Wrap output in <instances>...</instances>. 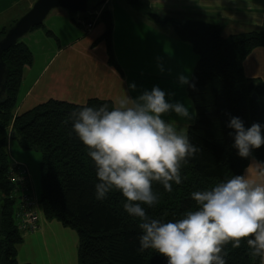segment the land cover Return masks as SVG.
I'll use <instances>...</instances> for the list:
<instances>
[{
	"label": "trees",
	"instance_id": "16d2710c",
	"mask_svg": "<svg viewBox=\"0 0 264 264\" xmlns=\"http://www.w3.org/2000/svg\"><path fill=\"white\" fill-rule=\"evenodd\" d=\"M150 15L163 25L171 22L178 38L190 43L198 58L189 80L195 84V90L188 86L196 118L187 134L201 151L182 164L183 182L173 183L171 192L153 182L159 202L151 208L143 206L151 217L167 222L197 210L191 193L210 190L234 175H244L249 166L252 158L238 155L229 135L233 130L227 124L230 117H239L245 128L254 122L264 126V83L247 78L243 71L247 55L257 47H264V28L225 35L220 23L200 19L161 20L156 13ZM100 20L105 26L103 38L109 62L114 65L110 12L102 10ZM47 33L52 35L51 31ZM3 60L9 72L6 88L0 94V264H31L18 260L23 233L17 226V186L8 179L12 140L26 150L41 152L39 201L46 219L57 220L77 231L78 264H167L166 258L155 250H139V221L125 212V198L119 191H111L102 201L95 198L96 168L88 149L73 131L69 116L85 105L98 107L107 103L111 109L113 102L90 98L76 104L52 98L17 114L23 71L33 63V54L19 40L3 52ZM252 156L264 161V146L253 149ZM224 250L228 252L227 264H260L258 257L250 256L245 241L240 248L229 243Z\"/></svg>",
	"mask_w": 264,
	"mask_h": 264
},
{
	"label": "clouds",
	"instance_id": "9594fccd",
	"mask_svg": "<svg viewBox=\"0 0 264 264\" xmlns=\"http://www.w3.org/2000/svg\"><path fill=\"white\" fill-rule=\"evenodd\" d=\"M178 83L195 90V84L183 74ZM129 88L135 90V83ZM170 96L174 93L154 86L135 98L126 93L111 109L105 103L85 105L70 113L73 131L96 168L95 198L102 201L111 191H119L125 198V212L139 221V250H155L167 264H227L224 246L230 243L240 248L242 241L250 256L264 264V161L252 156L253 149L264 146V126L259 123L245 128L239 117H230L227 127L233 130L229 132L233 147L253 163L244 175L191 193L197 210L176 221L162 222L143 207L159 202L153 182L171 192L173 183L183 182L182 164L201 151L186 132L163 118L174 113L190 122L196 116L184 103L168 99Z\"/></svg>",
	"mask_w": 264,
	"mask_h": 264
},
{
	"label": "crops",
	"instance_id": "0c3cea01",
	"mask_svg": "<svg viewBox=\"0 0 264 264\" xmlns=\"http://www.w3.org/2000/svg\"><path fill=\"white\" fill-rule=\"evenodd\" d=\"M107 1L105 0L99 9L108 10L106 8ZM34 2L35 0H0V38L4 35V30H8L31 8ZM134 2L139 3L136 19H145L149 26L153 23V26L148 28L155 31L158 43L163 47H165L164 37L172 39L176 48H180V44L185 41L178 38L171 22L163 25L157 22L150 15L151 13H156L161 20L169 18L177 21L200 19L211 23H220L224 27L225 35L244 33L254 28H264V0H135ZM59 12L60 14L57 16L59 20L61 19V24L55 23V29L47 30L41 28V25L33 28L20 39L31 50L33 63L26 66L23 71L18 91L17 114L52 98L77 104H80L79 102L83 104L90 98L107 99L114 102L121 95L117 91V85L123 83L124 80L128 81L127 70L123 66L125 57L134 52L138 60L133 68L148 67L145 64V59L138 57L139 51H136V44L130 41L131 48L127 49L123 46L124 42L119 40L116 16L111 34V49L114 59V65H112L108 58L107 42L103 38L104 24L103 26L95 24L90 32H85L81 24L73 22V19L70 20L66 16V12ZM170 30H173V38L168 37L171 35ZM47 31H51L52 35ZM54 35L55 37L57 35L61 42L59 47L50 40ZM145 37V41L141 43L143 46L147 43L148 34ZM40 40L44 41L45 45L38 43ZM190 47L193 51L192 46ZM148 48L156 50L155 46L151 44L148 45ZM77 53L78 64H75L74 55ZM63 54L64 56L61 57ZM83 58L85 59L79 63ZM243 71L247 78L259 79L264 83V47H257L247 55L243 61ZM145 75L146 77L152 76L146 72ZM46 76H48V80L42 81ZM143 76L144 74H141V77ZM59 82H63V86L59 85L58 87H61L65 92L64 96L52 93ZM71 91L73 93H69ZM252 163L251 159L246 170ZM39 209L42 213H39L40 229L34 233H23V243L18 248V260L30 263L32 254H35L36 250H41L45 251V255L49 257L48 264H76L71 250L74 245L77 252L76 238L78 237L72 231L74 229L65 227L55 220L44 218L42 206L41 208L37 207L38 212H40ZM59 233L64 236L66 242ZM48 237L53 242L52 246H49ZM58 255H62V257L58 258L57 262Z\"/></svg>",
	"mask_w": 264,
	"mask_h": 264
},
{
	"label": "rangeland",
	"instance_id": "374dc122",
	"mask_svg": "<svg viewBox=\"0 0 264 264\" xmlns=\"http://www.w3.org/2000/svg\"><path fill=\"white\" fill-rule=\"evenodd\" d=\"M104 1L105 0H88L89 11L91 12L99 9L94 6L102 5L104 4ZM137 2H134L133 0H108L106 3V8L111 14L112 24L114 23L115 16L117 18V35L119 40L124 42L123 46L126 47L127 49H130L131 48L130 41L131 43L133 42L134 44H136L135 45L137 49L136 51H139L138 57L141 59H145V64L148 65V67L145 66V68H140V69L133 68V66L138 60L135 53L132 52L129 54V56L125 57V59L123 60V66L127 70L126 78L128 79V81L126 80L127 81L126 82L124 80L123 83L117 85V91H119V94H121L117 97V99L124 96L126 93L130 97L135 98L138 95H140L144 90L150 91L154 86H159L166 93H174V96H170L168 97V99L180 101L189 108L190 112H192L193 110L195 111L193 102L188 94V85L185 84L181 86L178 83V76L183 74L187 76L189 80L191 79L195 66L197 64V59H198L197 55L194 53V51H192L190 47L191 46L190 43L183 42L180 44V48H176V46L173 44L172 39H169L167 37H164L163 40L165 47L161 46L158 43V37L157 34H155V31L148 28L150 26H153V23L149 26L145 19H136L139 9V3ZM59 11L66 12L67 14L66 16L69 17L70 20L73 19L74 20L73 22H77L78 16L81 17L84 15L80 13H69L64 9L56 8L50 12V14L45 19L41 28L52 30L55 29L56 27L55 23L61 24L60 22L61 19L59 20L57 16L58 14H60ZM96 24H98L99 26L100 25L103 26L104 23L100 19H98ZM159 25L163 26L161 24ZM50 27L52 28L50 29ZM5 31L7 30H4V33H6ZM172 32L173 30H170L171 35L168 37L173 38L174 33ZM146 34H148V39L146 45L143 46L141 43L145 41ZM50 40L51 42L54 43V45L58 47L59 45H61V42L59 38H57V35L56 37L54 35L53 39ZM38 43L45 45V42L42 40L38 41ZM149 44L155 46L156 50H150L148 48ZM141 50L145 51L146 53L142 52ZM63 56L64 54L61 57ZM90 58L91 57L89 56V60ZM84 59L85 58L80 60L79 63H81ZM74 60H75V64H78V53L74 55ZM161 67L163 68V71H161ZM145 72L147 74H151L152 76L146 77ZM141 74H144V76L141 77ZM46 80H48V76H46L42 81H46ZM132 83H135L136 85L135 90L129 88V85ZM59 85L63 86V82L61 83L59 82L57 84V87L54 89L52 93L64 96L65 92L61 89V87H58ZM69 93H73V91ZM115 93L117 94V92ZM79 103L82 104L81 102ZM163 118L166 121L171 122L178 131L182 130L187 133L189 126L193 125V123L195 122L196 116L190 122L186 119L176 116L174 113L170 115H166ZM9 148H10V160L17 161L20 164H24L27 167L29 173V181L31 185L30 188L31 199L32 201L38 204V205L36 204L37 205L36 207L41 208L39 201L41 194V170H40V164L42 160L41 152L37 150H26L22 148L21 145L16 140L11 141ZM39 213L42 214L41 211ZM72 231L74 232L76 237H78L77 231L76 230H72ZM59 235L66 242L64 236L60 233ZM76 239H77V252L74 245H72L73 249L71 248V250H72V254L76 259V264H78V238ZM47 240L49 242V246H52L53 244L52 240L49 237L47 238ZM32 255L33 257L29 256L31 257L30 258L31 259L30 261H32L30 262L31 264H48L50 262L49 257L45 255V251L36 250L35 254ZM60 257H62V255H58V257L56 258L57 262H58V258ZM53 261H54V257H53Z\"/></svg>",
	"mask_w": 264,
	"mask_h": 264
},
{
	"label": "water",
	"instance_id": "95a60500",
	"mask_svg": "<svg viewBox=\"0 0 264 264\" xmlns=\"http://www.w3.org/2000/svg\"><path fill=\"white\" fill-rule=\"evenodd\" d=\"M56 8H63L69 13L86 14L88 0H35L31 8L16 20L0 39V94L5 90V80L9 69L3 60V52L13 47L33 28L43 25L49 13ZM257 98L256 94H254Z\"/></svg>",
	"mask_w": 264,
	"mask_h": 264
},
{
	"label": "built area",
	"instance_id": "2783aa9c",
	"mask_svg": "<svg viewBox=\"0 0 264 264\" xmlns=\"http://www.w3.org/2000/svg\"><path fill=\"white\" fill-rule=\"evenodd\" d=\"M102 8L97 11H88L86 16L77 18V22L83 26L85 32L93 29ZM8 179L16 183L17 193L19 196V209L17 213V226L22 233H34L40 229V215L37 205L31 199L30 181L27 167L17 161H11L8 170Z\"/></svg>",
	"mask_w": 264,
	"mask_h": 264
}]
</instances>
